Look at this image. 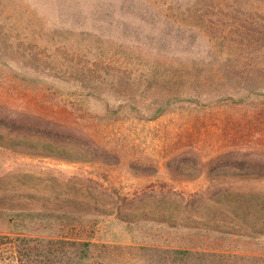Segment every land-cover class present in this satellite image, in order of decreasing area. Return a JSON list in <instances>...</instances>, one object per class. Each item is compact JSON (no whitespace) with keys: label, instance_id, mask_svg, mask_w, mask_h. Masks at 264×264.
I'll use <instances>...</instances> for the list:
<instances>
[{"label":"rangeland","instance_id":"obj_1","mask_svg":"<svg viewBox=\"0 0 264 264\" xmlns=\"http://www.w3.org/2000/svg\"><path fill=\"white\" fill-rule=\"evenodd\" d=\"M3 105L106 151L0 146V233L98 243L79 264H264L262 236L122 221L99 198L264 192L233 175L264 170V0H0Z\"/></svg>","mask_w":264,"mask_h":264},{"label":"trees","instance_id":"obj_2","mask_svg":"<svg viewBox=\"0 0 264 264\" xmlns=\"http://www.w3.org/2000/svg\"><path fill=\"white\" fill-rule=\"evenodd\" d=\"M10 12H6L7 16ZM190 28L194 27L191 25ZM92 143L79 126L62 125L6 105L0 107L1 147L31 152L42 149L45 154L68 159L104 160L106 150L102 151ZM233 175L261 177L264 170L253 168ZM99 194L101 211L118 220L134 222L152 217L155 221L169 223L166 216L172 218L177 213L180 220L173 226L205 228L221 236L264 237L263 191L224 189L211 195L206 192L187 195L180 191L152 189L127 197L100 189ZM115 196L118 199H114ZM225 216H230L231 220ZM101 246L108 245L103 243ZM97 247L98 243L93 240H72L67 236L35 239L0 233V264H79L84 253L96 258ZM187 252V257L207 254L205 250L193 252L188 249ZM4 253L6 257H2Z\"/></svg>","mask_w":264,"mask_h":264}]
</instances>
